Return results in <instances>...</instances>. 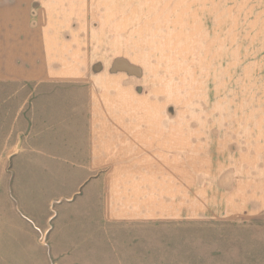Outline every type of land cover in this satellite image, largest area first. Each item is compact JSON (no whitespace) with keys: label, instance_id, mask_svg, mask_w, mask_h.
Here are the masks:
<instances>
[{"label":"rangeland","instance_id":"rangeland-1","mask_svg":"<svg viewBox=\"0 0 264 264\" xmlns=\"http://www.w3.org/2000/svg\"><path fill=\"white\" fill-rule=\"evenodd\" d=\"M76 6L84 7L32 11L30 20L51 33L43 43L52 59H44L47 69L74 70L76 86L93 88L99 128L185 131V146L163 152L181 167L186 162L188 183L219 167L234 169L241 181L242 167L258 171L247 163L264 165V0ZM84 100L67 92L28 100L23 117L32 105L38 120L21 152L0 164L2 225L25 235L11 241L9 264H264V220L188 219L144 235L108 233L96 248L86 219L76 215L93 204L95 182L79 187L83 170L70 161L75 132L87 129L77 118L86 110L75 102Z\"/></svg>","mask_w":264,"mask_h":264},{"label":"crops","instance_id":"crops-1","mask_svg":"<svg viewBox=\"0 0 264 264\" xmlns=\"http://www.w3.org/2000/svg\"><path fill=\"white\" fill-rule=\"evenodd\" d=\"M90 1L0 0V164L11 163L21 152L28 127L38 120L32 105L23 117L31 96L67 92L85 98L83 103L75 102L86 110V117L77 118L87 129L75 132L78 143L70 161L83 170L79 187L87 181L95 182L90 193L93 204L76 215L86 219V232L97 240L96 248L105 244L108 233L144 235L155 226L181 225L188 219L264 220V165L247 163V169L258 171L251 175L242 167L241 181L234 169L225 172V167H219L210 171V178H195L188 183L186 162L182 161L181 167L163 152L171 144L185 146V131L99 128L92 111L93 88L76 86L74 80L80 77L74 70L51 73L47 69L44 59H52L51 55L44 56L43 43L45 37L50 40L51 33L44 34L38 28L40 19L30 20L35 15L32 11L83 8L76 4L89 5ZM26 89H30L29 95ZM14 138L18 144L12 142ZM231 146L235 149L238 144ZM6 214L0 211V264H9L13 239L25 240L19 230L2 225ZM13 231L17 235L11 236ZM75 231L83 232L84 228Z\"/></svg>","mask_w":264,"mask_h":264},{"label":"water","instance_id":"water-1","mask_svg":"<svg viewBox=\"0 0 264 264\" xmlns=\"http://www.w3.org/2000/svg\"><path fill=\"white\" fill-rule=\"evenodd\" d=\"M118 64H119V67H121L123 69H130L134 73H137L136 72V67L129 66L128 63L125 62V61H120V63H118Z\"/></svg>","mask_w":264,"mask_h":264}]
</instances>
